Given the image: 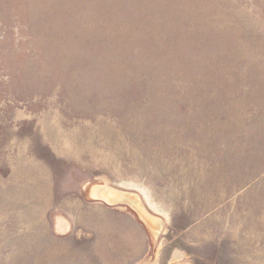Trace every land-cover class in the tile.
Instances as JSON below:
<instances>
[{
  "label": "rangeland",
  "instance_id": "rangeland-1",
  "mask_svg": "<svg viewBox=\"0 0 264 264\" xmlns=\"http://www.w3.org/2000/svg\"><path fill=\"white\" fill-rule=\"evenodd\" d=\"M0 264H264V0H0Z\"/></svg>",
  "mask_w": 264,
  "mask_h": 264
},
{
  "label": "water",
  "instance_id": "water-1",
  "mask_svg": "<svg viewBox=\"0 0 264 264\" xmlns=\"http://www.w3.org/2000/svg\"><path fill=\"white\" fill-rule=\"evenodd\" d=\"M95 192L99 193L101 197L109 203L129 204L133 209L137 211V213H139L140 217L142 218L144 223L147 224V227L150 229V231L153 234L158 233L159 230L161 229L162 226L161 221L155 218L148 219L145 213L141 211L140 205L138 204V200L134 195L128 196L127 194L117 191L115 189L103 188V187H98Z\"/></svg>",
  "mask_w": 264,
  "mask_h": 264
},
{
  "label": "bare ground",
  "instance_id": "bare-ground-1",
  "mask_svg": "<svg viewBox=\"0 0 264 264\" xmlns=\"http://www.w3.org/2000/svg\"><path fill=\"white\" fill-rule=\"evenodd\" d=\"M96 189H97V187H94V188H93L91 195H92L93 197H95V198H101V199H103L99 193H96V192H95Z\"/></svg>",
  "mask_w": 264,
  "mask_h": 264
}]
</instances>
